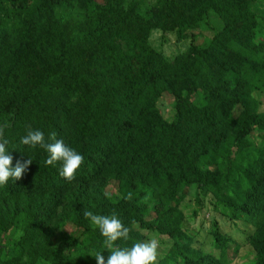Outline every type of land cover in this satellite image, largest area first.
<instances>
[{"label": "trees", "instance_id": "1", "mask_svg": "<svg viewBox=\"0 0 264 264\" xmlns=\"http://www.w3.org/2000/svg\"><path fill=\"white\" fill-rule=\"evenodd\" d=\"M261 6L0 0V126L12 166L33 159L22 179L0 186V234L16 232L7 249L0 244V264H97L100 251L106 264L111 252L85 210L115 212L130 228L114 247L150 236L169 241L157 264H228L232 241L217 222L209 230L217 256L195 246L183 226L179 205L190 185L208 192L220 215L252 228L240 236L253 251L246 264H264ZM210 12L220 27L200 46L193 39ZM154 29L190 41L166 56L149 42ZM164 95L172 100L169 120L160 109ZM29 125L83 155L73 180L59 175L60 162L45 164L44 149L21 143Z\"/></svg>", "mask_w": 264, "mask_h": 264}, {"label": "rangeland", "instance_id": "2", "mask_svg": "<svg viewBox=\"0 0 264 264\" xmlns=\"http://www.w3.org/2000/svg\"><path fill=\"white\" fill-rule=\"evenodd\" d=\"M140 6L143 7L142 4ZM261 7L264 9V6ZM70 15L74 17L80 16L76 10H71ZM219 27L220 22L216 15L211 12L208 13L205 23L200 26V29L193 39L194 43L200 46L207 43L212 31H215ZM260 32H264V29H262ZM189 41L190 40L188 37L182 40H176L173 33L163 32L158 29L152 30L149 35V42L151 46L166 56H171L181 51L188 45ZM160 109L162 111L163 117L169 120L173 114L171 97L164 95ZM261 109L264 110V97L262 98ZM107 190L110 191V186L107 188ZM182 193L183 198L180 201L179 207L184 216L183 226L188 233L194 234L193 244L197 246L202 252L217 256L218 251L213 247L212 235L211 232H209L212 221H215L217 222L220 232L226 235L232 241V244L229 245L226 250L228 264H246L249 262L252 258L253 251L249 245L241 243L240 236L244 233L251 232L252 228L241 221H232L220 215L217 209H215L211 204L212 198L210 194L201 188L195 185H190L188 187H183ZM70 229L71 228L66 225L55 233L53 237L54 246L60 242L63 237L67 236ZM14 233L10 231L8 233L0 234V244L4 245L6 249L10 243L7 241V239L14 235ZM152 238L154 237L150 236L147 240ZM159 242V252L161 255L166 252L170 242ZM234 247H237L236 250ZM39 264L47 263L39 262Z\"/></svg>", "mask_w": 264, "mask_h": 264}, {"label": "clouds", "instance_id": "3", "mask_svg": "<svg viewBox=\"0 0 264 264\" xmlns=\"http://www.w3.org/2000/svg\"><path fill=\"white\" fill-rule=\"evenodd\" d=\"M4 126H0V186L5 185L9 179H22L29 170L33 159L17 160L15 167L12 166L13 157L9 152V140L4 136ZM51 141V142H49ZM21 143L32 148L39 146L48 153L45 160L46 165H55L61 163L59 175L64 179L71 181L75 178L77 170L84 162L82 154L70 147L61 139H57L55 132L50 133L48 140L44 133L39 130H33L29 125L26 135L21 138ZM109 193H105L108 196ZM126 199H131V193ZM83 215L90 223L96 226L101 235L105 238L104 245L111 254L108 256L106 264H157L160 255V242L152 238L143 242H137L130 248L114 247V242L119 239L127 240L129 238L130 228L125 226L122 220L115 212L111 215L94 214L92 211L85 210ZM97 264H105V258L101 251L94 254Z\"/></svg>", "mask_w": 264, "mask_h": 264}]
</instances>
